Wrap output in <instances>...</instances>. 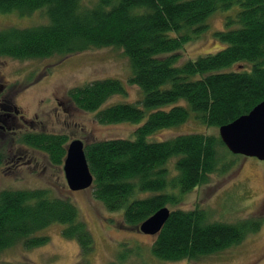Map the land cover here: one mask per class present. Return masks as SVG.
I'll return each instance as SVG.
<instances>
[{
    "label": "trees",
    "instance_id": "16d2710c",
    "mask_svg": "<svg viewBox=\"0 0 264 264\" xmlns=\"http://www.w3.org/2000/svg\"><path fill=\"white\" fill-rule=\"evenodd\" d=\"M37 10L42 20L38 24L0 28V58H63L115 47L129 61L131 74L125 83L107 77L69 90L74 105L93 112L99 123L137 124L130 138L85 143L94 198L108 210L123 209L125 225L137 229L167 207L169 216L152 242L153 254L164 260L194 261L258 230L262 218L216 221L203 207L169 206L208 183L212 174L228 171L235 154L226 148L218 129L264 99V0H0V13L29 16ZM218 10L228 11L223 27L213 32L221 49L181 61L185 45L208 29V18ZM127 85L138 88L135 100L104 105L113 95H126ZM6 104L17 115L18 109ZM190 119L217 133L151 137ZM20 127L0 126V139L12 135L15 143L45 153L55 165L63 164L66 135ZM4 150L1 143L0 165ZM52 223L61 224V234L78 243L83 258L93 250L92 233L68 197L46 187L0 190V252L17 244L32 248L47 243L48 236L36 233ZM106 264L132 263L122 262L120 256Z\"/></svg>",
    "mask_w": 264,
    "mask_h": 264
},
{
    "label": "rangeland",
    "instance_id": "374dc122",
    "mask_svg": "<svg viewBox=\"0 0 264 264\" xmlns=\"http://www.w3.org/2000/svg\"><path fill=\"white\" fill-rule=\"evenodd\" d=\"M36 12L29 16H20L15 12L0 13V28L38 24L42 20L39 10ZM226 13L228 11L218 10L211 14L207 20L208 29L185 45L181 61L221 49L213 32L223 27V14ZM129 73L127 57L115 47L89 49L63 58L52 56L19 60L1 57L0 84L4 87L1 97L8 105L18 109L17 116L24 114L34 121L32 127L21 125V130L41 129L64 134L68 143L74 139L86 143L112 137L130 138L132 128L137 124L99 123L93 112L77 108L69 96L71 88L94 79L112 77L125 83ZM126 89V95H113L104 105L135 100L139 94L138 88L127 85ZM203 130L205 128L190 119L182 125L160 129L151 137L165 139L179 133ZM205 131L217 133L213 129ZM4 138L0 139V144L5 148V159L0 165V190L46 187L54 195L68 197L90 229L94 248L83 258L78 243L61 234V224L52 223L36 233L48 236L47 243L32 248L17 244L5 249L0 252V264H106L119 261L120 256L122 262L132 264H264V161L256 157L230 156L233 164H230L227 172L212 174L208 183L185 193L178 205H170L169 208L203 207L212 220L224 222L262 218L258 230L248 233L234 246L194 261L164 260L152 252L155 235L125 225L123 209L108 210L94 198L92 187L70 190L62 163L55 165L45 153L15 143L12 135ZM172 162L173 159L168 164L170 167L173 166Z\"/></svg>",
    "mask_w": 264,
    "mask_h": 264
},
{
    "label": "water",
    "instance_id": "95a60500",
    "mask_svg": "<svg viewBox=\"0 0 264 264\" xmlns=\"http://www.w3.org/2000/svg\"><path fill=\"white\" fill-rule=\"evenodd\" d=\"M226 148L235 155L256 157L264 161V99L248 113L218 129ZM84 141L74 139L66 146L63 171L70 190L77 191L91 187L93 175L90 172L85 154ZM170 210L162 207L139 225L142 233L155 235L161 229Z\"/></svg>",
    "mask_w": 264,
    "mask_h": 264
},
{
    "label": "flooded vegetation",
    "instance_id": "af4514ba",
    "mask_svg": "<svg viewBox=\"0 0 264 264\" xmlns=\"http://www.w3.org/2000/svg\"><path fill=\"white\" fill-rule=\"evenodd\" d=\"M4 90L2 84H0V126L2 128L10 129L12 126L24 125V124H33L29 118H26L24 114L19 116L11 112V108L7 107V104L3 97H1V92Z\"/></svg>",
    "mask_w": 264,
    "mask_h": 264
}]
</instances>
